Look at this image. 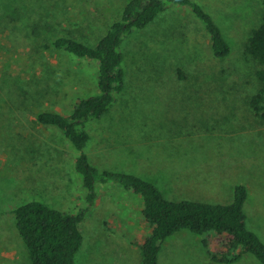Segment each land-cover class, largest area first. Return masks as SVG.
Masks as SVG:
<instances>
[{"label": "rangeland", "instance_id": "374dc122", "mask_svg": "<svg viewBox=\"0 0 264 264\" xmlns=\"http://www.w3.org/2000/svg\"><path fill=\"white\" fill-rule=\"evenodd\" d=\"M127 1L0 0V264H33L16 225L19 205L39 200L68 212L86 205L78 151L37 114H70L80 98L97 94L98 62L45 43L66 35L96 45ZM195 1L220 26L230 54L214 55L205 23L190 7L168 2L125 38L124 88L107 113L87 124L85 152L101 171L143 177L170 200L229 203L245 184L247 224L264 241V117L250 104L259 64L246 50L262 22L263 0ZM194 175L216 180L219 191L180 182ZM214 196L220 201L208 199ZM143 209L142 196L121 182L100 184L81 223L77 264H143L140 245L151 232ZM208 248L184 229L163 242L159 262L263 264L252 253L216 262Z\"/></svg>", "mask_w": 264, "mask_h": 264}, {"label": "trees", "instance_id": "16d2710c", "mask_svg": "<svg viewBox=\"0 0 264 264\" xmlns=\"http://www.w3.org/2000/svg\"><path fill=\"white\" fill-rule=\"evenodd\" d=\"M168 2L188 6L206 25L214 55L225 57L231 46L212 15L195 0H128L120 19L115 20L96 45H89L73 37L58 35L45 43L49 49H64L80 58L98 62V88L95 95L80 98L70 114L43 110L37 119L46 125H55L78 151L75 169L82 176L86 190V205L75 212L52 207L39 200L19 205L15 210L16 225L27 244L33 264H77L76 256L84 243L81 223L99 198V185L110 180L121 182L143 198V215L151 225V232L140 245L143 264H160L163 242L176 232L188 229L209 246L210 258L220 263L240 261L252 253L264 264V241L249 228L245 204L249 188L239 184L229 203L197 200H170L160 188L134 174L101 171L90 162L85 148L91 134L89 121L107 113L116 93L124 88L125 72L122 66V45L133 31L153 22L166 10ZM264 4V0H263ZM246 50L259 64L256 71L259 90L251 99V106L264 117V12L261 24L253 29Z\"/></svg>", "mask_w": 264, "mask_h": 264}, {"label": "crops", "instance_id": "0c3cea01", "mask_svg": "<svg viewBox=\"0 0 264 264\" xmlns=\"http://www.w3.org/2000/svg\"><path fill=\"white\" fill-rule=\"evenodd\" d=\"M182 179L185 177H189V175L185 174H181L180 176ZM192 177V176H191ZM180 182H184L187 185H192V186H196L198 188H202L203 186H208L209 188H211L213 190L214 187H217L216 191H219V186L220 183L218 184V182L216 180H201L197 175H194L193 180H180ZM209 200L212 201H220L218 196H214V197H208ZM197 201H201V200H197Z\"/></svg>", "mask_w": 264, "mask_h": 264}]
</instances>
